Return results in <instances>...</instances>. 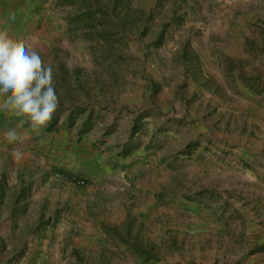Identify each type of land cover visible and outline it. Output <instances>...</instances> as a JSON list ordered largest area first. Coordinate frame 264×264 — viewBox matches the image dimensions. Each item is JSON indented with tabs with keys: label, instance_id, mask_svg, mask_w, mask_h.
<instances>
[{
	"label": "rangeland",
	"instance_id": "obj_1",
	"mask_svg": "<svg viewBox=\"0 0 264 264\" xmlns=\"http://www.w3.org/2000/svg\"><path fill=\"white\" fill-rule=\"evenodd\" d=\"M7 35L59 106L0 115V264H264V0H42Z\"/></svg>",
	"mask_w": 264,
	"mask_h": 264
},
{
	"label": "clouds",
	"instance_id": "obj_2",
	"mask_svg": "<svg viewBox=\"0 0 264 264\" xmlns=\"http://www.w3.org/2000/svg\"><path fill=\"white\" fill-rule=\"evenodd\" d=\"M58 106L52 66L45 65L37 51L0 31V115L26 116L33 128L46 127ZM4 138L9 144L21 139L15 129Z\"/></svg>",
	"mask_w": 264,
	"mask_h": 264
},
{
	"label": "crops",
	"instance_id": "obj_3",
	"mask_svg": "<svg viewBox=\"0 0 264 264\" xmlns=\"http://www.w3.org/2000/svg\"><path fill=\"white\" fill-rule=\"evenodd\" d=\"M42 0H0V31L7 34L20 32V26Z\"/></svg>",
	"mask_w": 264,
	"mask_h": 264
},
{
	"label": "built area",
	"instance_id": "obj_4",
	"mask_svg": "<svg viewBox=\"0 0 264 264\" xmlns=\"http://www.w3.org/2000/svg\"><path fill=\"white\" fill-rule=\"evenodd\" d=\"M80 183H81V181H80Z\"/></svg>",
	"mask_w": 264,
	"mask_h": 264
}]
</instances>
